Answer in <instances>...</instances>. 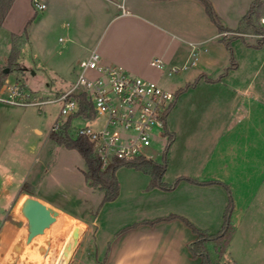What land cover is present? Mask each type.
Wrapping results in <instances>:
<instances>
[{"label": "crops", "instance_id": "0c3cea01", "mask_svg": "<svg viewBox=\"0 0 264 264\" xmlns=\"http://www.w3.org/2000/svg\"><path fill=\"white\" fill-rule=\"evenodd\" d=\"M42 1L54 25L60 26L63 19L71 21V34L76 39L73 50H80L79 55L71 59L73 66L96 49L102 63L121 66L128 72H145L143 65H152L155 58L164 61L169 74L172 67H195L192 74L184 75V80L173 86V90L168 89L174 93L192 83L189 79L197 73L195 77L202 76L201 79L211 82L213 121H168L172 108L169 110L166 129L174 133L170 146L178 141L180 133L184 135V147L193 150L175 151L174 156L186 169L173 174L171 179L166 178V170L163 179L174 183L179 177L188 176L224 184L182 179L172 189H149V174L130 166L119 167L116 171L120 185L117 198L101 204L99 212L90 220L80 218L88 223L82 237L90 236L92 248L81 259L88 264H201L202 258L192 251L197 235L180 217L215 233L223 225L229 195L234 201L233 220L238 224L246 221L251 205L260 206L258 211L256 209L255 220L250 219L256 226L251 224L248 234L264 230V215L261 214L264 210V79L259 88L253 84L261 68L256 64L257 56L246 57L252 59L250 67L254 73L251 76L242 83L229 80L241 74L242 63L235 61L237 65L230 68L232 59L235 60L234 45L242 53L256 51L258 47L254 45L258 38H241V43H236L238 38L226 36L223 39L224 32L211 21L199 0ZM212 1L231 30L239 27L252 3L249 0L245 8L237 9L236 17H231L219 10L216 0ZM224 40L231 41L233 55ZM260 44L262 47L264 40ZM200 49L202 53L198 59ZM249 61L244 63L249 65ZM158 78L163 80L161 76ZM234 113L238 115L235 121H227L231 115L235 116ZM193 125L199 128L194 135L190 131ZM204 126L206 132L202 129ZM188 165L195 168L190 169ZM24 177L20 174V183ZM6 182L0 184V197L7 188ZM23 184L8 204L7 215L0 219V253L3 254L13 250L21 236L25 219L19 214V205L23 199L30 195L51 203L36 189L33 194L22 192ZM119 202V211L113 208L112 213H103L107 206ZM58 209V220L75 215L65 208ZM172 214L178 216L156 220ZM98 243L101 249L94 250L92 244L98 246ZM245 244L248 246V242Z\"/></svg>", "mask_w": 264, "mask_h": 264}, {"label": "rangeland", "instance_id": "374dc122", "mask_svg": "<svg viewBox=\"0 0 264 264\" xmlns=\"http://www.w3.org/2000/svg\"><path fill=\"white\" fill-rule=\"evenodd\" d=\"M216 1L218 2L219 10L231 17H236L237 9L245 8L249 2V0ZM210 2L223 20V23L226 24L227 22L220 15L213 1L210 0ZM14 3L4 20L2 28H0V68L6 67L8 69L10 67L8 57L14 43L12 33L22 34L30 21L28 24L29 36H22L20 40L22 48L18 60L19 66L15 67L14 72L7 76L6 82L20 83L23 88L41 99L53 98L59 90H65L76 79L78 74V66H73L74 63L71 61L80 52V50H76V52L73 50L76 39L71 34V21L63 19L59 22H62L61 25L57 26L53 24L51 16L49 17L48 9L37 10L33 0H16ZM201 4L203 5L202 2ZM250 5L251 3H249L247 10ZM203 7L205 9L204 5ZM260 11L262 13L260 23L264 26L262 23L264 0ZM237 34V32H230L226 36L234 37ZM241 36L248 37V40L260 38L257 34H244ZM238 39L236 43H241V38L239 37ZM234 49L233 57L235 61L242 63L239 69L241 74H239L238 78H230L229 80L242 83L246 80V77L254 73L250 67L252 59L246 58L253 54L257 56L256 64L261 66L257 75L258 78H255L253 83L259 88V84L264 79V45L256 48V51L247 50V52L244 50L245 52L243 53L235 45ZM201 53L200 49L198 59H200ZM247 59L250 60L248 62L249 65L244 63ZM143 69L145 72L130 71L131 73H129L153 80L160 83L162 87L173 90L175 84L184 80V75L192 74L196 68L192 66L169 74L167 69H159L149 63H145ZM198 74L195 76H198ZM209 74L211 75V72ZM17 75H19V78H17ZM160 76L163 77V80L159 81L158 77ZM195 76L189 80L194 82L197 78ZM263 88L262 90L264 91ZM60 111L61 102L29 106H16L0 102V184L7 180V188L0 197V219L7 215L8 204L20 190L19 188L23 182L33 185L36 191L49 200L51 202L49 204L56 209L65 208L75 214L73 217L70 216V218H59L55 225L46 230L45 235L34 239L27 247L25 253L17 255L12 250L9 253H0L1 264H54L69 234L72 223L80 218L90 220L99 212L104 192L100 188L92 189L87 185L84 175L87 166L83 156L76 149H69L57 144L49 137V132L56 121L61 123L69 121L70 134H75L76 129L83 126L99 128L102 126L103 121L102 119L86 121L77 116L67 120L61 115ZM85 112L92 116L90 108L86 109ZM212 112L211 82L201 79L194 86H190L178 95L168 115V121H213ZM236 117L238 115H231L227 121H235ZM2 121L7 122L2 123ZM191 127L190 131L193 135L199 132L198 127L194 125ZM202 129L206 132L207 127L204 126ZM177 136L178 149L176 143L167 149V145L170 142L169 134L164 138H157L154 143L153 150L155 151L156 161L162 162L163 155L167 150L166 178L168 179H171L173 174L175 175L186 169V167L182 166L180 160L174 156L175 151L193 150L184 147V135L179 133ZM188 166L190 169L195 168L191 165ZM17 173L18 176H15ZM20 174L25 176V180L22 183L19 180ZM252 176L251 174L249 175V177ZM255 181L257 182L258 179L256 178ZM7 190H10L9 193L6 192ZM120 203L114 206H107L103 213H112L113 208H115L114 211H119L117 205H120ZM251 209L247 214L248 220L246 219V221L244 220L239 224L233 220L236 228L238 226L242 228L240 227L241 230L239 229L238 234L235 233L236 235L233 236L226 257L217 264H264V234H262L264 230L258 229L259 232L248 234V227L252 224L250 219L255 220V213L260 209V206L256 208L251 205ZM261 214L264 215V210ZM20 216L23 217L21 214ZM245 217L246 215L243 216V218ZM254 230H257V228H254ZM47 234L51 235L49 253L44 257L43 262L40 263L38 245ZM89 237L86 235L81 238V242L70 264H88L85 259L82 260L81 258L87 256V252L92 251ZM246 242H248V246H246ZM92 246L94 250L97 247L101 249L99 243L98 246L95 244H92Z\"/></svg>", "mask_w": 264, "mask_h": 264}, {"label": "built area", "instance_id": "2783aa9c", "mask_svg": "<svg viewBox=\"0 0 264 264\" xmlns=\"http://www.w3.org/2000/svg\"><path fill=\"white\" fill-rule=\"evenodd\" d=\"M33 4L37 10L46 8L42 0H33ZM229 33L226 31L223 35ZM257 35L264 37V34ZM151 64L165 69L161 58L153 59ZM77 66L76 79L53 98L41 99L20 83L5 81L0 84V102L16 106L61 102L60 113L67 120L75 116L86 121L102 119L101 127L83 126L71 135L89 139L104 167L114 160L132 161L140 157L155 160L154 143L168 134L166 120L175 93L153 80L132 75L121 66L102 63L96 49ZM179 69L172 67L169 72ZM83 100L90 104L92 116L81 112ZM67 122L56 121L53 128L69 131Z\"/></svg>", "mask_w": 264, "mask_h": 264}, {"label": "trees", "instance_id": "16d2710c", "mask_svg": "<svg viewBox=\"0 0 264 264\" xmlns=\"http://www.w3.org/2000/svg\"><path fill=\"white\" fill-rule=\"evenodd\" d=\"M200 1L205 6L206 12L208 13L210 19L217 25V27L221 32L234 31L238 33L232 38L240 37L243 40H245L246 38L242 37L241 35L264 33V26L260 23V19L262 16L260 10L263 5V0H252L249 11L242 17L240 21V25L236 30L229 29L223 23V20L215 11L210 0H200ZM14 2L15 0H0V28H2L4 20ZM28 24L25 28V31L22 34L12 33L14 37V43H13L12 51L8 57L10 67H8V69H6V67L0 68V84L5 83V81L7 80V76L14 72L15 67L19 66L18 60L20 58V53L22 48L20 44V40L22 39V36L25 37L29 36ZM222 38L225 39L226 36H223ZM257 40L258 42L254 45L255 47H259L261 45L260 43L264 40V37H260ZM224 41L226 42L227 48L232 53L231 41L230 40H224ZM232 60L233 62L230 68H233L237 65L235 60L234 59ZM17 78H19V75H17ZM201 78L202 76L201 77L199 76L194 82L189 83L185 87L178 89L177 92L175 93L174 101L171 103L169 110L174 106V102L176 101L178 95L184 92L190 86H194L198 81H200ZM207 80H211V78H207ZM88 108H90V104L86 103L85 100H83L81 112H85L86 109ZM168 134L170 136V142L167 145V149L170 147L174 139V133L168 132ZM49 137L59 145H63L69 149L78 150L79 153L83 156L87 166L86 171H84L86 183L91 188H100L101 190H103L104 197L102 200V204L107 201H112L116 199L117 196L119 195L120 185L118 178L116 176V171L121 166L134 167L138 170H142L143 172L149 174L151 176V181L148 185L149 189L155 187H159L163 189H172L175 187L177 182H179L182 179L190 180L191 182H195V183H204V184L222 183L216 180L199 181L197 179L188 176H181L174 183L166 182L163 178L167 170V160H168L167 150L163 155L162 162L140 157L132 161L114 160L109 165L104 167L102 160L94 150V146L89 139L80 136L77 137L73 136L69 133L67 129L55 130L53 127L50 130ZM22 192H28L33 194L35 192V187L30 183L26 182L22 186ZM233 211H234V201L232 196L229 195V202L225 209L223 225L221 229L215 233L211 232L208 229L199 228L196 225H194L191 221H189L187 218L179 216L192 228V230L197 235L196 240L192 243V251L195 256H200L202 258L201 264H217L220 263L226 257L229 250V246L231 244V240L237 230L236 225L233 221V216H232ZM176 216L178 215L172 214L167 217L158 218L156 220L169 219Z\"/></svg>", "mask_w": 264, "mask_h": 264}, {"label": "water", "instance_id": "95a60500", "mask_svg": "<svg viewBox=\"0 0 264 264\" xmlns=\"http://www.w3.org/2000/svg\"><path fill=\"white\" fill-rule=\"evenodd\" d=\"M19 213L26 219V224L21 236L13 246V252L17 255L25 253L27 247L38 236L46 234L52 224L57 220L60 211L34 196H26L19 205ZM88 227V223L82 219H76L70 228L69 234L64 241L54 264H70L79 244L80 239ZM51 235L40 241L38 245V256L40 263L49 253ZM1 264V263H0Z\"/></svg>", "mask_w": 264, "mask_h": 264}, {"label": "bare ground", "instance_id": "6f19581e", "mask_svg": "<svg viewBox=\"0 0 264 264\" xmlns=\"http://www.w3.org/2000/svg\"><path fill=\"white\" fill-rule=\"evenodd\" d=\"M57 221H58V219L54 223H56Z\"/></svg>", "mask_w": 264, "mask_h": 264}]
</instances>
